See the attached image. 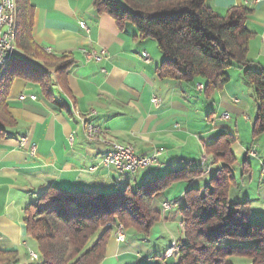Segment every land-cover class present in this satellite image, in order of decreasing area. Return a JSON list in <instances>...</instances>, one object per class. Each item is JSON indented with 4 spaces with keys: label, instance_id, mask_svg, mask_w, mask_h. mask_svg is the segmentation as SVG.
Segmentation results:
<instances>
[{
    "label": "crops",
    "instance_id": "1",
    "mask_svg": "<svg viewBox=\"0 0 264 264\" xmlns=\"http://www.w3.org/2000/svg\"><path fill=\"white\" fill-rule=\"evenodd\" d=\"M94 1L31 0L36 9L34 41L48 54L57 58L66 56L64 61L71 66L62 84L56 75L60 64L31 60L50 72V95L44 93L40 83L24 77L14 78L8 89L3 105L7 110L4 123L7 133L0 137V252H14L15 257L10 260L14 264L33 263L28 253L21 250L24 246L28 248L30 239L24 219L27 208L47 188L106 194L127 186L135 188L169 173L191 170L193 162L199 166L200 160L206 161L209 154L206 146L222 134L236 138L232 152L237 160L256 159V164L243 163L242 180L235 177L230 193L232 190L236 193L234 203L249 201L250 220L264 224V157L260 158V154L264 156V134L257 139L253 137L257 105L244 76L246 70L264 73V3L206 1L220 16H226L233 7L247 8L250 14L246 26L253 33L249 63L228 70L229 82L217 93L220 105L215 111L212 99H206L198 89V85L205 86L203 81L161 79L157 70L163 55L156 42L141 41L132 24L121 27L109 15L98 14ZM83 49L106 50L107 54L100 61L88 60ZM143 51L150 54L149 63L142 58ZM8 75L4 72L0 84ZM22 95L26 99L21 100ZM155 97L160 100L158 106L153 102ZM196 101L194 110L192 105ZM230 103L235 104L231 113H222L223 104ZM194 111L198 119L195 125L190 119ZM225 113L230 115L227 120L223 119ZM85 122L101 127V139L96 143L86 139ZM23 138L27 140L24 146ZM117 142L132 145L139 155L151 156L156 151L161 155L157 162L136 175H123L103 164V155L109 150L105 144ZM208 157L211 168L213 157L210 154ZM196 182L176 183L162 203L173 204ZM127 239L128 236L120 243L113 236L101 264H136L133 257L140 254L127 246ZM170 249L163 260L169 259L166 253ZM10 262L0 260V264Z\"/></svg>",
    "mask_w": 264,
    "mask_h": 264
},
{
    "label": "trees",
    "instance_id": "2",
    "mask_svg": "<svg viewBox=\"0 0 264 264\" xmlns=\"http://www.w3.org/2000/svg\"><path fill=\"white\" fill-rule=\"evenodd\" d=\"M206 1L95 0L94 9L100 15L114 18L121 27L134 25L141 41L156 42L163 55L157 70L161 79L194 83L202 79L206 85L198 87H203L200 90L206 99H212L229 82L230 68L248 65L253 33L246 26L250 14L247 8L233 7L226 16H220ZM15 7L16 48L22 56H14L5 70L10 75L0 84V137L7 133L4 127L7 110L3 105L14 78L35 80L43 86L44 93L51 94L50 72L31 60H44L46 65L60 64L56 75L62 84L71 66L64 61L66 56L57 58L48 54L34 41L36 9L31 0H15ZM244 76L257 105L253 125V137L257 139L264 134V73L246 70ZM235 142V137L222 134L206 146L214 161L211 168L208 161H204L206 167L194 163L189 167L191 170L169 173L135 188L127 186L108 194L47 188L27 208L24 219L26 235L36 243L41 254L32 249L38 255L36 262L101 264L117 225L124 224L130 233L149 235L157 223L168 220L169 211L163 210V203L158 209L157 200H165L176 183L200 181L215 167L216 172L205 189L190 185L182 198L171 203V210L179 207L182 217L179 223L183 226L173 257L178 264H233L230 259L234 257L247 258L251 264H264V224L250 220L249 201L234 203L229 197L235 182L232 171L237 161L232 152ZM219 163L222 166L218 167ZM240 243L254 246H238ZM13 254L0 252V260L10 262L15 257Z\"/></svg>",
    "mask_w": 264,
    "mask_h": 264
},
{
    "label": "rangeland",
    "instance_id": "3",
    "mask_svg": "<svg viewBox=\"0 0 264 264\" xmlns=\"http://www.w3.org/2000/svg\"><path fill=\"white\" fill-rule=\"evenodd\" d=\"M199 81H203L206 85V82L204 80L201 79ZM203 96L205 98L207 97L205 93H203ZM214 102H216V103L214 104ZM211 104L214 105V107H215L214 110L217 111V108L220 105V101L218 100L217 93L213 94ZM234 105L235 104L232 105L230 103L229 106H225V104H223V106H222L223 112H222V110H221V112L224 113V112L228 111L231 113V111L233 110L232 107ZM192 107L194 108V110H197V101L194 102ZM190 119L194 125L197 124L198 119H197V113L195 111H194V116H191ZM249 154L251 156H255V154L253 152H250ZM208 156H209V154H208ZM208 156H206V161H209ZM262 157H264V156L262 154H260V158H262ZM245 159L242 161L237 160L236 163L232 166L233 176L237 177V180H239V181L242 180L243 173H245L243 166H242L243 163L246 161H249L250 163L256 164V159H253L251 157L245 158ZM211 161H212L211 163H214L213 159ZM221 164H223V163H219V165H221ZM219 165H217V166H219ZM177 172H179V171H177ZM215 172H216V168L213 167V169L202 180L195 183L196 187H199L202 190L205 189V187L207 185H209L211 177L215 174ZM246 175H248V174H245V176ZM233 187H234V184H233ZM235 196H236V193H234V190H232L230 193V201L231 202H233ZM161 203H162V200H159V201L157 200L155 205H160ZM170 210H169V212L166 213V217L168 218V220L161 221V222L157 223L154 226V228L151 230L149 235H147V234L146 235L145 234L140 235L137 233L131 234L125 228V234H126V236H128L127 246L132 247L133 250H135L136 252H138L140 254V257H138V258L133 257V259L135 261H137L136 264H178L175 261L176 260L175 256L171 260H169L167 263L164 262V260H163L164 253L167 250H169L171 247L172 248L170 249L169 254H172V255H169V257L176 254L178 241L182 237V228L181 227H183V226L180 225V223H179L180 220L182 219L181 214L178 213L179 207H177L176 209H173L171 211ZM122 225L124 226V224H122ZM116 232L117 231L114 230L113 236L116 235ZM115 238H116V236H115ZM27 245H28V248L34 249L39 254V256H41L40 251L38 250V248L36 246V243L32 239L28 240ZM238 246H254V244L251 243V244L247 245V244L240 243ZM28 248L26 246H24L21 249L23 254L28 253V251H29ZM166 257H167V255H166ZM230 261L233 264H251V261L247 258H240V257L235 258L234 257V258H231ZM21 264H26V262L21 263ZM32 264H42V260L35 262V263H32Z\"/></svg>",
    "mask_w": 264,
    "mask_h": 264
},
{
    "label": "built area",
    "instance_id": "4",
    "mask_svg": "<svg viewBox=\"0 0 264 264\" xmlns=\"http://www.w3.org/2000/svg\"><path fill=\"white\" fill-rule=\"evenodd\" d=\"M255 4H261L264 3V0H254ZM8 18V12L5 7V0H0V55L1 54H7L11 53V50L8 49L5 44H4V36L7 33L6 29V19ZM88 60H96L100 61L102 60L106 54V50H101V51H90L87 52L85 49L82 50ZM142 58L146 63H149L151 61V56L148 52L143 51ZM200 90V86L198 87ZM32 100L36 99V96H30ZM21 100L26 99L25 95L20 96ZM154 104L156 106L159 105L160 100L158 98L153 99ZM230 115L228 113H225L223 115V119H229ZM84 128H91V138H86L89 142L96 143V133H102V129L100 126L85 122L84 123ZM27 143L26 139L21 140L22 146H24ZM106 149H112L116 150V157L115 158H107L105 156V153L103 155V164L106 167L113 168L116 171H131L132 175H136L140 170L149 167L150 165L154 164L155 162L158 161V158L160 157L161 153L159 151H156L153 155L151 156H143L139 155L136 153L135 149H127L125 146H113V145H107L105 144ZM36 151V146L33 145L32 147V152L34 153ZM191 164H194L191 163ZM200 165H205V162L203 161L202 158V163ZM163 210L164 211H169L171 207L170 202L163 203ZM116 239L118 242L123 243L126 240V234H125V227L122 224L117 225L116 227ZM29 258L32 260V262H36L35 256L32 253V249H29L28 251ZM171 254H168L169 256ZM14 264V263H13Z\"/></svg>",
    "mask_w": 264,
    "mask_h": 264
},
{
    "label": "bare ground",
    "instance_id": "5",
    "mask_svg": "<svg viewBox=\"0 0 264 264\" xmlns=\"http://www.w3.org/2000/svg\"><path fill=\"white\" fill-rule=\"evenodd\" d=\"M5 7L8 12V18L6 19V29L7 33L4 36V44L5 46L11 50V53L1 54L0 55V77L4 74L5 70L7 69L8 65L14 58L16 54H18L16 48V26H17V11L15 7V0H5ZM143 55V54H142ZM200 88H203L202 86ZM87 138H91V128H85ZM102 133H96V140L101 139ZM113 146H125L127 149H134L132 145L129 144H120V143H113ZM105 156L107 158H115L116 157V150L109 149ZM121 174H132L131 171H118ZM35 256V259H38V255L32 252Z\"/></svg>",
    "mask_w": 264,
    "mask_h": 264
}]
</instances>
